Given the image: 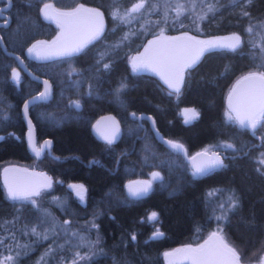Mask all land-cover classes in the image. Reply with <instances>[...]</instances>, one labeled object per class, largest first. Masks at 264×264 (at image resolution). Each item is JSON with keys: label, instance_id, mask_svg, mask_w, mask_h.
<instances>
[{"label": "trees", "instance_id": "16d2710c", "mask_svg": "<svg viewBox=\"0 0 264 264\" xmlns=\"http://www.w3.org/2000/svg\"><path fill=\"white\" fill-rule=\"evenodd\" d=\"M47 1L63 9L79 5L95 8L105 18V30L70 55L52 59L28 55L35 40L57 32L56 24L40 14L41 4ZM161 1L149 0L146 8L134 12L124 23L111 13L115 8L123 12L139 0H0V8L6 6L3 14L7 18L3 20L8 19L0 28L5 49L53 84L52 98L30 110L37 135L52 140L51 155L34 161L26 145L20 105L37 83L0 44V168L6 162L34 163L40 167H31L46 171L55 180L39 197H33L37 201L33 206L26 199H10L0 179V246L15 237L32 245L18 256L12 253L14 264H71L77 251L87 257L77 264H164L165 251L182 244L198 247L213 232L237 250L241 262L260 261L264 251V166L258 157L264 153V121L252 137L230 118L225 95L239 75L250 70L264 72L259 58L264 38L257 34L259 27L252 33L245 31L250 23L264 20V0H254L246 9L252 21L241 17L240 7L230 0H212L217 10L201 19L199 29L187 13L177 28V20L161 26L155 18ZM151 5L158 8L149 10ZM182 31L200 37L235 33L242 43L236 50H205L185 70L178 91L167 88L157 76L132 67L134 54L152 36ZM125 35L127 39H123ZM104 64L109 67L105 69ZM122 83L126 87L118 91ZM74 101L80 103L79 109L74 108ZM184 108H193L198 116L185 121ZM105 111L113 112L122 123L123 134L116 144L100 142L91 134L93 120ZM132 112L151 114L161 133L181 141L188 153L204 147L222 148L234 156L226 167L193 175L182 153L158 143L149 130L142 134ZM225 143L234 147L225 149ZM150 172L159 173L152 179L151 190L141 197L129 196L125 182L151 178ZM74 180L86 184L83 203L65 188L66 182ZM209 192L215 195L209 196ZM230 194L238 198V205L220 209L218 205L226 204L223 198ZM43 209L57 230L47 234L48 239L27 230L37 222L38 213L43 216ZM225 211L227 218L217 219ZM153 212L157 216L150 219ZM64 221L69 224L64 225ZM65 228L76 231L72 242L66 241L69 235ZM37 231L42 232L39 227ZM156 231L162 235L154 238ZM81 237L92 242L91 246L82 243Z\"/></svg>", "mask_w": 264, "mask_h": 264}, {"label": "water", "instance_id": "95a60500", "mask_svg": "<svg viewBox=\"0 0 264 264\" xmlns=\"http://www.w3.org/2000/svg\"><path fill=\"white\" fill-rule=\"evenodd\" d=\"M45 5H49V7L45 8ZM1 8L5 9L6 6H3ZM91 10H97V9L83 5H79L72 9H60L55 7L54 4L50 1L44 2L40 8V14L44 19L52 21L57 25H59L61 30L53 40L47 42L37 41L32 46H30L29 49L35 45L36 51L33 52H35L38 57L51 58L58 55H54V54L45 55V53H52L64 48L75 47L77 44L87 39L89 33L95 29L96 25L99 22H102V24H104L103 16H101L98 20ZM45 13L47 15H45ZM64 14H71V15H64ZM0 17L5 18L6 15L3 14ZM6 20L8 23V19ZM4 21H0V26L6 25ZM232 35L233 33H228V34H221L211 37H200L187 31L170 33V34H158L152 36L145 43L144 47L140 50V52L134 54L133 57L134 58L144 57L146 60H148L150 66L144 67L142 68V70L157 76L167 88L171 90H176L175 88L170 87V82L172 84H177L179 89L183 84L185 70L192 67L198 61L201 55L204 53L203 51L201 54L198 55L199 49L204 46L195 43V41L224 42L226 41L227 38L231 37ZM190 38H194V40ZM0 44L2 50L7 55L17 60L21 70H23L26 73V75L29 76L32 80L37 81L40 84L39 91L28 95L26 99L23 101L20 108V112L26 127L24 137L27 148L30 154L34 156L36 159L41 158L43 156L44 149L47 150L51 149L52 140L50 138H45L41 141L40 146H37L34 125L29 115V107H31L34 104H37L38 102L47 101L51 98L53 92L52 83L49 78L45 76L37 75L33 71L28 69L19 55L7 51L2 42L1 36H0ZM216 48H224V47H216ZM28 50H27L28 55H31L33 52H29ZM197 55H198V59H196L195 63L192 64L191 63L192 59L197 57ZM186 63L191 64V66L183 67V65ZM249 73H259V72L255 70H251L239 75L231 83L225 95L226 109L228 113L231 115V117L238 124L239 122L237 120V117L242 118L246 116L249 112L251 106L252 93L257 85V82L255 81H251V80L245 81L243 79V77L247 76ZM41 93H44V95L42 96ZM25 105H27V109H25ZM76 106H78V104H76ZM133 114L135 113L132 112L131 116H136L138 121L147 120L148 127L151 130L154 139L158 143L167 147H170L167 141H173L182 144L183 145L182 150H177V149L175 150L183 154L186 162L188 163V165L190 166L193 172H194V165L204 162L212 155L213 152L217 153L222 158L225 155L224 151L216 150V149H212V150L199 149L193 153H188L185 148V145L181 141L168 138L161 133V131L156 127L155 120L151 114L144 112L138 113L136 115ZM263 121H264V117H261L260 123L257 125L256 129ZM242 127L246 129L252 137L256 136V129L253 130L247 126H242ZM91 133L99 141H108L105 139L106 135L114 136L111 143H115L121 137L122 126L116 115H114L113 113H104L99 115L96 118V120L93 122L91 126ZM205 151H207V155H197L198 153H204ZM192 157H195V161L192 159ZM212 169L215 168L208 169L204 174H206ZM153 173H157V172H153ZM153 173H152V179L158 178V177H154ZM0 179L7 193H8L9 185L15 186L21 190H31V189L39 188L40 191H42L51 187V186L43 187V185L46 184L51 185L52 182L51 177L48 174H46V172L42 170H38L34 167H27L25 165L17 164V163L4 164L0 168ZM144 182H150V180L145 178H135L128 180L125 183V189L127 194L129 195V186L142 187ZM71 185H83V184L70 182L67 184V187L69 189H73L72 187H70ZM73 190L75 191V189ZM150 190L151 187L149 191ZM211 236L212 234L201 245H205L206 242H208L206 247L219 246L221 243V238L219 237V235L217 234L219 239H213L210 241L209 238ZM198 247H193L190 244H184V245H179L174 249L167 250L163 253L164 264H194L192 258L194 255L193 253L185 252V251L177 252L176 250L188 249V248L195 249ZM166 253L170 255H165Z\"/></svg>", "mask_w": 264, "mask_h": 264}, {"label": "snow or ice", "instance_id": "6c2138e0", "mask_svg": "<svg viewBox=\"0 0 264 264\" xmlns=\"http://www.w3.org/2000/svg\"><path fill=\"white\" fill-rule=\"evenodd\" d=\"M233 6H239L240 7V13L239 15L241 17H246L250 21L253 20L251 13L246 10L247 8L251 7L252 4L254 3V0H230ZM149 0H139L138 3L134 4L131 9H126L124 10V13L121 14L119 8H115L113 12L111 13L114 18H118L121 22L127 23L128 18L131 16L132 12H139L141 9L146 8V5H148ZM216 3H219V0H216ZM158 5H151L149 10H151L154 7H157ZM49 5H45V8H48ZM208 11L209 12H215L217 9L214 4H209L208 6ZM5 9L0 8V16L3 15ZM95 17L99 20V18L102 16V14L97 11V10H91ZM184 11L183 8H179L177 10V17L179 14ZM45 15H47L45 13ZM64 15H71V14H64ZM198 18H206V14L203 17H198ZM5 24H7V20L4 21ZM259 27V32L257 33L258 35H262V38H264V20L260 21H255L254 23H250L246 28L245 31L248 33L254 32V30ZM103 31V24L102 22H99L95 29L89 33L88 37L86 40L80 42L77 44L75 47L72 48H64L52 53H45V55H70L72 52L80 51L87 43L91 42L92 40L98 39L100 37L101 32ZM127 35L123 37V39H127ZM179 39V38H176ZM194 40V38H190ZM151 43V42H150ZM195 43L203 45L204 47L199 49V54H201L203 51L216 48V47H224L228 48L231 50H236L240 44L242 43L241 37L238 34H233L231 37L227 38L226 41L220 42V41H195ZM253 48H256L257 45L255 43L252 44ZM29 52L36 51V46L34 45L32 48L28 50ZM260 52V59H261V67H264V46H261L259 48ZM39 54V53H38ZM104 54H101L103 56ZM197 57L193 58L191 63L194 64L195 60L198 59ZM150 66L149 61L146 60L144 57L141 58H133V68H144ZM191 64H184L183 67H190ZM103 67L107 69L109 67L108 64H104ZM14 75H18L14 73ZM179 75V73H178ZM245 81H255L257 82L256 87L253 90L252 93V98H251V106L249 109V112L246 116L244 117H237V120L241 126H247L253 130L256 129L257 125L260 123V118L264 117V72H259V73H249L247 76L243 77ZM125 84L120 85V89L125 88ZM170 87L175 88L178 91V85L177 84H172L170 82ZM43 96L44 93H41ZM25 109H27V105H25ZM191 111L193 114V117L198 116V113L195 112V110H187ZM135 115V114H133ZM231 118V117H230ZM114 136H105V139L108 140L109 143L112 142V139ZM167 143L170 145V147L177 149V150H182L183 145L179 144L177 142L173 141H167ZM225 148H233L234 145L225 143L224 144ZM197 155H207V151L204 153H198ZM192 159L195 161V157H192ZM259 164L264 166V153H261L260 156L258 157ZM217 167H226L224 164V160L221 156H219L217 153L213 152L212 155L206 159L204 162L200 164L194 165V172L193 175H202L204 174L208 169L211 168H217ZM7 171V170H6ZM257 171L260 172L261 169L258 167ZM262 175H264V172H261ZM154 177H158L159 173H153ZM50 184L43 185V187H50ZM73 189H75L77 196L80 197L81 200H83L85 189L83 185H71ZM151 187L150 182H144L142 187H132L129 186V195L132 197H139L143 194H146ZM41 195L40 189L35 188L31 190H21L15 186L9 185L8 188V196L10 199L17 200V199H28L31 200L32 203L35 205L37 204V201L33 199V197H39ZM209 196L215 195V192H209ZM58 199V198H55ZM239 203L238 198L234 194H230L227 197V203H220L218 207L220 209H232L235 208ZM157 216L155 212L151 214L150 219H154ZM226 211L224 214H222L221 217H217V219H226ZM64 225H68V221L63 222ZM92 227H96L95 224L92 225ZM55 229H47L43 232H38L37 231V226L33 225L30 227L29 231L31 232L32 235H35L39 238L42 239H48V231H54ZM219 231H222L220 229ZM73 236L77 235L76 233H72ZM162 233L159 231L155 232L153 234L154 238L161 236ZM81 242L82 243H87L91 246L92 242L86 240V238L81 237ZM133 240H135V236L132 237ZM210 241L213 239H219L217 236V233H213L212 236L209 238ZM208 242H206L205 245H200L198 248H188V249H178L176 250L177 252L185 251V252H190L193 253V261L194 264H240V256L237 252V250L233 247H229L226 243H223L221 240V243L219 246L216 247H206ZM21 247H26V246H21ZM62 247V246H61ZM19 255V253H17ZM165 255H170L166 253ZM87 257L81 256L80 253L77 251L74 254V259L72 260L71 264H77L78 261L84 260ZM43 259V257H42ZM7 264H14L15 258L12 256H9L6 258ZM63 264V262H61Z\"/></svg>", "mask_w": 264, "mask_h": 264}, {"label": "rangeland", "instance_id": "374dc122", "mask_svg": "<svg viewBox=\"0 0 264 264\" xmlns=\"http://www.w3.org/2000/svg\"><path fill=\"white\" fill-rule=\"evenodd\" d=\"M208 1L209 0H163V1H161L160 5H159L160 7L158 8V6H157V8H158L157 12H156L157 15H156L155 18H157L160 21L161 26H162V24H164V25L165 24H167V25L171 24L173 22V20H177L176 24H174V27L177 28L178 26H180V22H181L180 18L183 17L185 13H187V14H191L192 18L195 19L194 20L195 28L199 29V24H200L201 18H198V17H203V16H205V14H206V16L210 15L212 12L208 11V7L207 6L209 4H215L214 3L215 1L211 0L209 2V4L207 3ZM204 3H207V4H204ZM203 5H204V7H203ZM41 6H42V4H41ZM41 6H40V8H41ZM215 7H216V5H215ZM131 8H128V9H131ZM179 8H183L184 11H182L179 14V16L177 17V10ZM123 13H124V11L121 12V14H123ZM133 17H134V12L131 13V16L128 18V20H131ZM167 25H165V26H167ZM259 43H261L260 40H259ZM132 67H133V63H132ZM258 72H262V71H258ZM187 110H193V108H184V109H182V117H183V119L185 121H188V120H191L192 118H194L192 112L191 111H187ZM204 149H209V148L204 147ZM8 163H13V162H6V164H8ZM22 165H24V164H22ZM32 165H34V163L25 164V166H27V167H31ZM34 166L37 167V168L40 167L38 165L37 166L34 165ZM149 174H151V172ZM148 178H150V176ZM227 197H228V195H226L223 198V201H227ZM26 201H29L30 203H32L31 200L26 199ZM33 206H34V204H33ZM35 206H36V204H35ZM42 211H44L43 216L41 215V213H38V214L36 213L37 214L36 217H37L38 220L35 223L34 222L31 223V226L35 225V226L39 227L42 230V232H43V231H45L47 229L54 228V226L50 225V222L48 221L49 220L48 218H51V215L49 214V212L46 209H43ZM27 214L29 216L33 217V215H32L33 213H31L30 211H28ZM27 222L29 223V218H28ZM4 223H5V226H6L7 223H8V220H5ZM31 226H29V227H31ZM29 229L30 228L27 229L28 230V234H30ZM65 231H66V234L68 233V235H69L68 239L66 238L67 239L66 241L70 240L72 242L71 239H73L75 237V236L72 235V233H76V231L72 232L71 230H69L67 228H65ZM65 231H63V233H65ZM56 232H57V230L55 229L54 231H48L47 234H55ZM25 233L26 232L23 230L22 231V235L25 236ZM213 233H216V232H213ZM213 233H211V234H213ZM5 243H6L5 245L0 246V264H7L6 258L9 257V256L13 257V255H12L13 252L20 254L21 252H23V250L25 248H27L26 250H28L29 248L32 247V245L30 243L25 242L24 238L22 239V238L15 237V239H9ZM223 243H225V242L223 241ZM182 245H184V244H182ZM21 246H26V247H21ZM71 246H73V245L71 244ZM193 247H195V246H193ZM5 250H7L6 253H4ZM240 264H245V263L243 261L242 262L240 261ZM252 264H264V251L262 253L260 261L256 262V259H255V262H253Z\"/></svg>", "mask_w": 264, "mask_h": 264}, {"label": "flooded vegetation", "instance_id": "af4514ba", "mask_svg": "<svg viewBox=\"0 0 264 264\" xmlns=\"http://www.w3.org/2000/svg\"><path fill=\"white\" fill-rule=\"evenodd\" d=\"M55 6V5H54ZM56 7V6H55ZM60 9H63V8H60ZM4 18H1L0 19V21H4L3 20ZM103 19H104V24H103V31L105 30V18H104V16H103ZM56 24V23H55ZM2 26V25H1ZM1 26H0V28H1ZM56 26H57V32L52 36V37H50V38H47V39H43V40H35L30 46H32L35 42H37V41H51V40H53L57 35H58V33L60 32V30H61V28H60V26L59 25H57L56 24ZM103 31L101 32V34L103 33ZM100 34V35H101ZM88 44V43H87ZM86 44V45H87ZM33 54H36L35 52H33L31 55H33ZM62 56H64V55H58V56H54V57H51V58H49V59H52V58H59V57H62ZM14 59V58H13ZM15 60V59H14ZM15 62L17 63V65L19 66V64H18V62H17V60H15ZM140 69H142V68H140ZM25 75H26V73L23 71V70H21ZM143 72H146V71H143ZM36 74V73H35ZM37 75H39V74H37ZM27 76V75H26ZM40 76H42V75H40ZM30 80H32L29 76H27ZM32 81H34V80H32ZM51 81V80H50ZM34 82H36L37 83V87H36V89H35V91L34 92H32V93H30V94H33V93H35V92H37V91H39V89H40V84L37 82V81H34ZM52 83V82H51ZM52 86H53V84H52ZM29 94V95H30ZM28 96V95H27ZM27 96H25L24 98H23V100H22V102H21V105H22V103H23V101L26 99V97ZM52 96H53V92H52ZM52 96H51V98H52ZM50 98V99H51ZM49 99V100H50ZM49 100H47V101H41V102H38L37 104H34V105H32L31 107H29V115H30V110H31V108H33V107H39V105L40 104H42V103H45V102H48ZM73 106H74V108L75 109H79L80 108V103H78V102H76V101H74L73 103ZM76 104H78V106H76ZM21 105H20V108H21ZM104 113H113V112H111V111H105V112H102V113H100V114H98L97 116H96V118L99 116V115H101V114H104ZM114 114V113H113ZM115 115V114H114ZM117 116V115H116ZM30 118H31V120H32V122H33V125H34V129H35V138H36V142H37V146H40V144H41V141L43 140V139H45V138H50V137H48V136H45V137H39L38 135H37V130H36V127H35V123H34V121H33V119H32V117L30 116ZM96 118L93 120V122L96 120ZM117 118H118V116H117ZM118 120H119V122L121 123V121H120V119L118 118ZM138 121V120H137ZM24 122V121H23ZM93 122H92V124H93ZM146 122H147V120H144V121H138V124H139V126H141L142 128H143V130H142V134H144L145 132H147V130H150L149 129V127L146 125ZM92 124H91V126H92ZM24 125H25V123H24ZM121 126H122V123H121ZM26 128V127H25ZM90 131H91V128H90ZM92 134V133H91ZM122 134H123V126H122ZM122 134H121V136H122ZM93 135V134H92ZM24 136H25V129H24ZM121 138V137H120ZM51 139V138H50ZM96 139V138H95ZM99 141V140H98ZM100 142H103V143H107V144H110V145H112V144H116L117 142H115V143H109L108 141H100ZM52 146V145H51ZM199 149H204V148H199ZM199 149H197V150H199ZM212 149H216V150H222V151H224L225 152V155L223 156V160H224V164L225 163H227V161L229 160V159H231L234 155L231 153V152H228L227 150H224V149H222V148H209V149H205V150H212ZM50 151H51V149H49ZM49 150H47V149H44V153H43V156L41 157V158H38V159H36L34 156H32L33 157V159H34V161H38V160H40V159H42L46 154H48V155H51L49 152ZM197 150H195V151H197ZM195 151H192V153L193 152H195ZM191 153V152H190ZM188 164V163H187ZM189 166V165H188ZM190 167V166H189ZM191 169V168H190ZM192 171V170H191ZM44 172H46V171H44ZM193 172V171H192ZM208 173V172H207ZM46 174H47V172H46ZM49 176H50V174H48ZM198 176H200V175H198ZM51 177V179H52V182H51V186L55 183V180L53 179V177L52 176H50ZM145 179H148V180H150V182H151V188H152V174H151V178H145ZM70 182H75V183H80V184H83L84 185V187H85V193H84V197H83V200H81L80 199V197L79 196H77V194H76V192L73 190V189H69L68 187H67V184L68 183H70ZM127 182V181H126ZM125 182V183H126ZM65 188L67 189V191H68V193H69V195H71L72 197H74L79 203H83L84 201H85V199H86V192H87V187H86V184L85 183H83V182H81V181H77V180H74V181H68V182H66L65 184ZM124 186H125V184H124ZM125 191H126V189H125ZM41 192V191H40ZM42 193V192H41ZM144 196V195H143Z\"/></svg>", "mask_w": 264, "mask_h": 264}, {"label": "bare ground", "instance_id": "6f19581e", "mask_svg": "<svg viewBox=\"0 0 264 264\" xmlns=\"http://www.w3.org/2000/svg\"><path fill=\"white\" fill-rule=\"evenodd\" d=\"M147 126H148V124H147ZM150 132H151V130H149Z\"/></svg>", "mask_w": 264, "mask_h": 264}]
</instances>
